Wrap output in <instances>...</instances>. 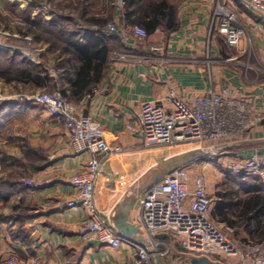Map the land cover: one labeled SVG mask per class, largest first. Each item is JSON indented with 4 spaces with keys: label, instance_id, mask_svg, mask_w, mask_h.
<instances>
[{
    "label": "crops",
    "instance_id": "obj_1",
    "mask_svg": "<svg viewBox=\"0 0 264 264\" xmlns=\"http://www.w3.org/2000/svg\"><path fill=\"white\" fill-rule=\"evenodd\" d=\"M31 1L12 3L25 9L33 7ZM49 1L57 5L77 3L84 8L90 4V0ZM163 2L172 10L176 30L165 34L156 29L144 40L133 36L130 29L134 22L155 18L150 7ZM124 6L123 0H95L92 12L84 10V18L106 20L116 26L114 37L121 50H112L105 75L93 93L73 105L80 115L91 116L101 126L109 144L124 149L100 169L94 203L108 225L137 240L142 237L138 221L140 200L151 183L150 160L155 152L153 148L144 149L140 134L130 133L125 125L144 102L169 107V89L191 102L209 90L225 88L264 114V22L252 14L245 0H230L228 10L246 31V39L232 48L222 36L216 37L217 33L209 36L214 0H134L128 9ZM125 11L132 14L125 17ZM153 48L161 51L155 53ZM119 55L128 58L119 61ZM143 57L149 60L143 61ZM58 87L55 82L53 90ZM15 105L14 110L0 114L9 118L12 115L14 123L13 152H8L13 161L0 158V180L7 186L0 190V259L14 255L24 264H134L136 252L132 248L112 249L94 239L81 240L79 230L88 212L68 210L65 205L74 195L69 179L83 171L87 156L73 154L63 122L52 118L42 107ZM23 145L28 147L29 156ZM227 150L229 157L221 158L224 165L235 156L246 159L254 152L264 155V120L229 144ZM22 178L32 181L34 188L24 186ZM229 180L237 188L264 186V172ZM238 193L243 196L241 190ZM176 260L184 264L181 258Z\"/></svg>",
    "mask_w": 264,
    "mask_h": 264
},
{
    "label": "built area",
    "instance_id": "obj_2",
    "mask_svg": "<svg viewBox=\"0 0 264 264\" xmlns=\"http://www.w3.org/2000/svg\"><path fill=\"white\" fill-rule=\"evenodd\" d=\"M229 1L214 0L209 36L217 33L228 46L237 48L246 39V31L228 10ZM245 4L264 22V0H245ZM87 30L106 36L117 33L114 24L102 28L93 26ZM130 31L139 40L147 38L141 27L134 26ZM160 51V48H153L155 53ZM208 51L207 48L209 64ZM127 58V55L118 56L119 61ZM142 60L149 58L143 57ZM27 100L34 106H41L52 118L61 120L73 154L87 156L83 171L69 179L74 195L65 205L68 210L88 212V218L79 230L81 240L94 239L112 249L132 248L136 252L134 264H171L168 263L171 258L177 261L171 255L174 251L184 257V264H188L190 258L203 257L222 264L230 259L240 264H264L262 246L248 242L239 247L211 219L213 198L207 192L205 176H193L184 166L174 169L143 194L138 211L142 237L133 240L118 233L97 211L94 186L104 162L122 154L124 149L109 144L101 126L91 116L80 115L58 91ZM166 100L169 107L155 102L142 103L134 112L132 121L125 125L130 133L140 134L144 149L189 146L212 152L214 157L227 158L229 144L243 138L264 120V114L250 101L233 96L225 88L209 90L191 102L169 89ZM225 168L232 178L241 174L259 175L264 172V155L254 152L246 159L235 156ZM26 185L34 188L32 184ZM158 236L167 238L158 239ZM0 264L24 263L16 256L8 255L0 259Z\"/></svg>",
    "mask_w": 264,
    "mask_h": 264
},
{
    "label": "rangeland",
    "instance_id": "obj_3",
    "mask_svg": "<svg viewBox=\"0 0 264 264\" xmlns=\"http://www.w3.org/2000/svg\"><path fill=\"white\" fill-rule=\"evenodd\" d=\"M3 2L0 7V74L5 73L7 77L17 75L20 70L33 69V71H40L45 75H48L55 82L60 85V79H57V72L55 66L59 59L56 58V49H52L47 42L51 39L56 41L57 47L64 46L62 41L55 39L50 35V31H57L60 26L67 31H74L77 28H84L85 23L82 15L85 12H92L95 0H90V4L83 7L81 4L66 3L65 5H57L49 0H32L30 5L25 9H19L18 6L13 5V0H1ZM30 1V0H29ZM38 7V8H37ZM88 9V10H87ZM43 11V13H42ZM38 12L37 15L35 13ZM40 12V13H39ZM48 17H46V15ZM104 15V14H103ZM40 17L43 20L41 29L30 28L26 18ZM53 19L55 23L54 29L48 26V20ZM61 19L67 21H60ZM113 24L107 21L106 25ZM105 25V26H106ZM93 27V26H92ZM56 28V29H55ZM91 28V27H90ZM33 29V31H32ZM38 38V39H37ZM112 48L119 53L121 50L117 42L111 44ZM35 68V69H34ZM54 88V87H53ZM54 92L52 87L47 86L45 88H36L32 84L24 85L16 82L6 83L2 77H0V114L3 110H14L15 104H19L21 107H26L30 104L28 98H34L41 94H50ZM41 107V106H38ZM12 115L8 117L0 115V158L10 159L13 161V156L8 155V152H13L14 146V123L12 122ZM6 125V126H5ZM6 127V129H5ZM24 146V145H23ZM24 150L29 156L28 147L24 146ZM155 152L150 160L151 170L150 179L152 181L153 176L163 171L169 170L171 167L179 166L189 168L191 174H203L207 180V192L213 198L216 189H223V184L226 182L231 184L229 180L228 170L225 168L221 157H214L212 152H205L196 149L195 147H169L159 148L152 150ZM199 154V158L194 160L195 156H191L194 153ZM10 176L14 174L10 173ZM7 175V178L9 177ZM22 177H25L22 175ZM231 178V177H230ZM4 182H7V181ZM23 185L32 184V181L22 178ZM4 184V185H3ZM6 187V188H5ZM7 189L5 183L0 180V190ZM220 226V225H219ZM223 230L227 235L234 240L240 247L246 236L240 233L237 237L232 236V233L225 229ZM263 251H264V247ZM168 263L179 264L171 258ZM224 264H240L237 260L224 261Z\"/></svg>",
    "mask_w": 264,
    "mask_h": 264
},
{
    "label": "trees",
    "instance_id": "obj_4",
    "mask_svg": "<svg viewBox=\"0 0 264 264\" xmlns=\"http://www.w3.org/2000/svg\"><path fill=\"white\" fill-rule=\"evenodd\" d=\"M133 1L123 0L124 7L128 9V6H132ZM150 8L155 13V18L149 22H134L135 26H144L142 28L145 30L147 37L156 29H160L165 34L176 30L177 23L172 10L164 2L155 3ZM124 13L127 17L132 14V11H125ZM53 19L55 18L52 17L47 22L51 29L57 27L53 24L55 23ZM26 20L30 25L29 27H33V29H41L44 24L40 17H27ZM60 21L67 20L61 19ZM83 21L85 27L77 28L72 32L64 29V26H60L54 32L48 30L53 38L58 37L64 45L57 47L56 41L47 40L51 46V51L54 48L56 49V58L59 59L55 66L57 79H60L61 82L57 91L72 104H77L83 97L90 96L93 93L108 68L110 55L114 50L111 44L117 42L120 46L114 35L106 36L99 32L87 30L92 26L102 28L106 25V20L85 19ZM216 37L221 38L219 34ZM0 77L6 83L32 84L36 88L50 86L53 89L55 85V80L40 71H33V69L20 70L17 75L12 77H7L5 73H1ZM230 181L231 184L227 182L223 184V189L218 188L215 190L210 212L211 219L217 225L229 230L234 237L243 233L246 238L242 244L249 242L264 247V194L262 193L264 186L251 184L237 188V184L233 180ZM240 190L243 196H239L238 192ZM173 254L178 260L181 258L184 263L182 255L176 252L171 254L173 257Z\"/></svg>",
    "mask_w": 264,
    "mask_h": 264
},
{
    "label": "water",
    "instance_id": "obj_5",
    "mask_svg": "<svg viewBox=\"0 0 264 264\" xmlns=\"http://www.w3.org/2000/svg\"><path fill=\"white\" fill-rule=\"evenodd\" d=\"M191 156H193V157L195 156L194 157L195 158L194 160H196V158H199L198 152L197 153H194ZM176 168H179V166L171 167L167 171H163L162 173H159V174L154 175L153 176V179H152V181L150 183V185L147 187V189L145 190V192L147 190H149L151 187H153L156 184H158L166 175L170 174ZM123 236H125V235H123ZM126 237H128L130 239H133V240L135 239L134 237H131V236H128V235H126ZM166 238H167L166 236H158V239H166ZM147 249H149V247H147ZM188 264H222V263L216 262V261H211V260L203 257V258H190L189 261H188Z\"/></svg>",
    "mask_w": 264,
    "mask_h": 264
}]
</instances>
